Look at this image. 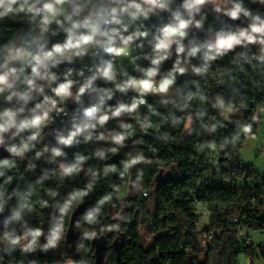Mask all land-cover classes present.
Listing matches in <instances>:
<instances>
[{
	"label": "clouds",
	"instance_id": "obj_1",
	"mask_svg": "<svg viewBox=\"0 0 264 264\" xmlns=\"http://www.w3.org/2000/svg\"><path fill=\"white\" fill-rule=\"evenodd\" d=\"M253 88L264 0H0V264H108L115 248L97 245L150 214L146 170L169 174L157 146L194 138L217 169L218 154L264 153ZM196 235L206 252L213 237Z\"/></svg>",
	"mask_w": 264,
	"mask_h": 264
},
{
	"label": "trees",
	"instance_id": "obj_2",
	"mask_svg": "<svg viewBox=\"0 0 264 264\" xmlns=\"http://www.w3.org/2000/svg\"><path fill=\"white\" fill-rule=\"evenodd\" d=\"M253 99L264 100V95L253 88L249 92L250 107ZM145 140V149L154 146L152 138ZM193 140L190 137L182 144L157 146L154 155L166 159L171 167L163 179L160 178L162 170H146V184L149 179L159 181L155 191L148 184L149 199L139 201L150 214L143 219L134 218L120 234H109L105 243L97 245L101 250L115 248L102 260L106 259L108 264H241L242 255L264 260V243L261 240L255 245L251 239L252 233H264V178L251 183L256 172L245 162L241 164L238 156H232L229 161L228 156L218 154L221 167L213 168L201 154L193 151ZM146 155L151 157L153 154L146 152ZM194 199L199 202L200 212L207 205L209 220L202 229L199 227L203 215L198 216L193 211L196 207ZM218 205L223 211L215 207ZM234 213L239 216L235 226L227 220ZM141 225L146 226L153 237L148 246L139 235ZM234 227L244 229L252 244L247 245L243 238H235ZM198 229L200 236L213 237L206 252L196 235ZM121 236L125 239L117 244ZM74 239L75 236L70 234L69 240ZM89 248H92L91 244ZM91 254L96 256L95 249ZM54 261V256L44 257L41 264H54ZM94 264H101V261H94Z\"/></svg>",
	"mask_w": 264,
	"mask_h": 264
},
{
	"label": "rangeland",
	"instance_id": "obj_3",
	"mask_svg": "<svg viewBox=\"0 0 264 264\" xmlns=\"http://www.w3.org/2000/svg\"><path fill=\"white\" fill-rule=\"evenodd\" d=\"M259 132H260V136H261V140L262 142H264V127L260 128L259 129ZM253 155V160L251 161H248L246 160L245 163L247 165L251 164V163H257L260 165V167L257 169V168H254L252 167L255 172H256V178L252 181H250L251 183H256L257 181H260L261 179L264 178V153H261L259 151L255 152L252 154ZM209 220V217L208 216H205L202 218L201 222H200V229L204 228V226L207 225V222ZM252 238L253 239V242L255 245H257L261 240V242L264 243V233H259V232H255V233H252ZM262 238V239H261ZM252 240L246 242L247 245L249 244H252L251 242ZM247 258H249L248 256L246 255H242L240 257V263L241 264H248V260ZM253 261L255 262V264H264V260H261L259 258H256V259H253Z\"/></svg>",
	"mask_w": 264,
	"mask_h": 264
},
{
	"label": "built area",
	"instance_id": "obj_4",
	"mask_svg": "<svg viewBox=\"0 0 264 264\" xmlns=\"http://www.w3.org/2000/svg\"><path fill=\"white\" fill-rule=\"evenodd\" d=\"M202 212H204V209L201 210V213H202ZM204 216H205V215H203V217H204Z\"/></svg>",
	"mask_w": 264,
	"mask_h": 264
}]
</instances>
